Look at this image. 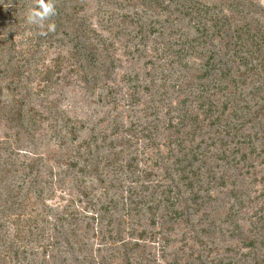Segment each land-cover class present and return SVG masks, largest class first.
I'll return each mask as SVG.
<instances>
[{
  "label": "trees",
  "instance_id": "trees-1",
  "mask_svg": "<svg viewBox=\"0 0 264 264\" xmlns=\"http://www.w3.org/2000/svg\"><path fill=\"white\" fill-rule=\"evenodd\" d=\"M83 1L51 0L56 15L45 24H55L52 32L26 23V10L36 0H11L12 21L0 22L8 28L0 32V60L7 55L0 72V128L6 130L0 136V264H133L139 244L132 246L122 236L129 218L148 220L151 226L159 220L181 219L212 200L213 189L228 185L232 187L227 198L242 202L240 175L230 171L248 161L249 155L257 159L264 153V6L253 0H128L152 12L175 3L193 31L180 49L172 50L170 42L162 47L165 55L174 57L167 62L171 72L161 67V59H151L146 65L152 71L145 72L147 82H142L138 72L119 73L124 64L116 54L115 40L103 33H111L107 28L93 27ZM134 24L125 36L143 46L134 44L128 52L133 56L136 51L138 58L132 59L139 60L158 30L141 18ZM18 34L19 44H27L21 50L26 61L22 64L10 55L16 46L12 38ZM44 46L56 49L57 55L51 64L38 68ZM69 67L89 96L107 88L98 96L102 105L114 110L122 105L119 83H123L130 100L125 106L138 107V118L149 119L126 126L122 113L109 119L108 109L82 140L87 120L70 124L67 117L58 128L64 111L39 96L49 93ZM32 81H37V92L30 87ZM38 113V130L48 122L49 130L42 136L55 137L59 150L22 157L21 134L36 123ZM134 126H141L157 146L146 158L151 163L145 169L133 156ZM160 144L165 151L158 148ZM113 149L117 151L110 153ZM129 177L134 187L119 209L109 193ZM67 179L81 196L79 202L88 204L81 213L71 210L76 204L73 197L65 206L50 203L54 186ZM146 234L145 229L138 232L141 239ZM99 235L102 242L94 249L91 238Z\"/></svg>",
  "mask_w": 264,
  "mask_h": 264
},
{
  "label": "rangeland",
  "instance_id": "rangeland-1",
  "mask_svg": "<svg viewBox=\"0 0 264 264\" xmlns=\"http://www.w3.org/2000/svg\"><path fill=\"white\" fill-rule=\"evenodd\" d=\"M165 1V0H164ZM167 1V0H166ZM206 2H222L223 0H204ZM256 3L264 6V0H253ZM11 0H0V22L9 24L11 14L10 6ZM85 6L84 13L89 16L90 23L98 30L107 28L111 33L103 31L109 37L114 38L116 44L117 55L121 57L124 66L120 69L119 73H134L138 72L142 82H147V70H151V65H146L151 59L159 60L161 67L167 73H170L172 66L167 64L170 59L174 58L171 55H165L162 52V47H166L170 42L173 47L172 50L180 49L181 42H186L187 34L193 32L188 20L182 19L179 11V6L175 3L169 4L167 9H149L142 6L137 2L131 3L128 0H86L83 1ZM141 20L148 26L154 25L158 30L154 36L150 38L145 51V56L138 58L136 51L135 55H129L130 49L134 50V44L138 47L143 46L139 43L138 39L132 42L128 41L125 32L134 30L131 22ZM169 20L172 25L165 21ZM162 24H165L162 27ZM1 25V24H0ZM8 31L7 27L0 26V32ZM116 32L119 37H115ZM21 35H14L12 38L16 41L15 50L10 49V55L18 64L25 61V55L21 52L25 49L27 44L21 43ZM8 46H10L8 44ZM156 48V49H155ZM166 51V50H165ZM125 52V53H124ZM126 53L128 55H126ZM169 53V51H168ZM57 55V50L54 48L43 47L41 59L38 61L36 67L42 68L41 64H51L52 59ZM4 59L0 60V72L4 69ZM131 66V67H130ZM35 67L31 68L34 71ZM70 67L64 69L60 76L59 83L50 89L49 93L40 95L39 98L44 99L46 104L52 100V104H57L59 110H63V117L58 120V128L63 125L70 118V124H74L77 119L87 120L88 128L80 132L79 140L88 138L91 134V128L95 122L107 116V110H111L108 118L113 119L116 113L123 114V122L126 126H130V122H145L149 118H138L140 116L137 111L138 107L133 109L127 108L125 103L130 100L126 98L128 93L127 88L123 83H119L122 87L120 94L123 95L122 105L114 110L109 105H102L99 99V93H107L108 89H98L96 93L89 96L86 91L81 87L77 77L73 75ZM173 78L171 82H173ZM37 81H32L30 87L37 92ZM140 91V90H139ZM37 97V100L39 99ZM42 110V107H39ZM128 114V115H127ZM127 115V116H126ZM40 113L36 115V123H31L26 126L27 130L21 134V141L19 142L22 157H29L32 154L51 155L59 150L55 137L49 140V136H42L45 131L49 130V123L45 121L40 127ZM36 124V125H35ZM60 124V125H59ZM105 128V124H101ZM96 127V125H95ZM100 128L97 126V129ZM35 130H37L35 132ZM5 127L0 128V136L5 132ZM13 137L14 132L7 130ZM111 131L107 128V132ZM34 134V137H33ZM63 135L66 131L62 132ZM147 132L141 130V126H134L131 134V148L134 150L133 156L137 157L140 168H148L150 163L146 162V158L152 156L157 151V146L152 143L153 140L149 139ZM160 142L161 139H159ZM157 142V141H156ZM160 146V147H159ZM258 149L262 147L261 140L256 142ZM158 148L165 151L161 144ZM118 149V148H117ZM117 151L113 149L110 153ZM247 153L248 150H247ZM105 154H109L106 151ZM128 159V158H127ZM253 162V163H252ZM63 167L57 168L60 171ZM238 177V187L241 190L242 202L235 201L233 198H227V191L232 187H219L211 191L212 200L204 204L199 211L190 214L187 217L176 219L168 222L159 220L155 226L148 224V220L139 222L138 217L134 219L129 218V221L124 225L125 231L122 236L131 243L136 242L138 247L132 255L133 264H264V153L261 157L255 159L249 155L248 161H243L238 166V169L230 171ZM230 173V174H231ZM235 176H233L234 178ZM131 178L117 184V186L110 191L111 201L118 204L121 209L122 203L127 199V196L134 185H132ZM55 194L54 199L50 201L51 204H60L65 206L73 197L76 204L71 206V210H77L79 213L83 212L82 209L87 206V202H79L81 196L73 187L70 179L66 180L63 185L54 186ZM105 202H110L108 197L101 198ZM58 203V204H57ZM134 228L135 232L132 230ZM142 229L147 231L144 239L139 238L138 232ZM130 232V233H129ZM134 232V233H133ZM133 233V235H132ZM94 249L99 246L101 236L91 238ZM108 255V252H104Z\"/></svg>",
  "mask_w": 264,
  "mask_h": 264
},
{
  "label": "clouds",
  "instance_id": "clouds-1",
  "mask_svg": "<svg viewBox=\"0 0 264 264\" xmlns=\"http://www.w3.org/2000/svg\"><path fill=\"white\" fill-rule=\"evenodd\" d=\"M56 15V10L51 0H36L35 4L26 10L25 21L28 25L36 26L37 28H46L47 32H52L55 29L54 23H47L50 17ZM39 35H44V32H39Z\"/></svg>",
  "mask_w": 264,
  "mask_h": 264
}]
</instances>
